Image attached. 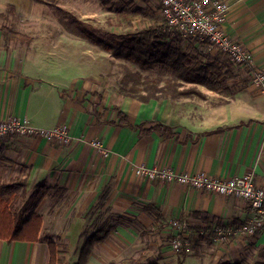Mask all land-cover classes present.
Here are the masks:
<instances>
[{
  "label": "crops",
  "instance_id": "obj_1",
  "mask_svg": "<svg viewBox=\"0 0 264 264\" xmlns=\"http://www.w3.org/2000/svg\"><path fill=\"white\" fill-rule=\"evenodd\" d=\"M226 1L225 30L250 50L254 69L264 74V0ZM29 44L6 42L0 30V120L26 117L43 128L65 123L72 139L65 144L41 137L0 139V182L22 173L27 183L50 187L36 208L42 219L40 234L49 233L56 246L67 247V264L76 262V247L91 232L109 226L107 236L93 243L88 264H119L140 255L141 264L174 258L176 252L163 236L167 230L176 234L171 221L177 219L201 231L200 245H208L209 262L249 263L262 258L264 263V229L252 236L228 237L223 245L213 242L214 233L209 235L217 226L239 225L248 219L251 209L245 201L149 180L134 172L138 165L203 171L212 177L252 172L264 188V86L252 85L247 69L210 53L211 60L233 71L229 80L236 87L233 94L196 84L200 91L207 88L212 93L209 102L189 96L143 102L109 94L104 78L84 70L83 66L89 69L87 64H74L71 58L59 62L58 48ZM92 76L97 80L92 81ZM99 90L100 97L92 99L89 91ZM119 110L129 125L118 123ZM157 124L169 131L155 129ZM144 128L149 130L142 132ZM94 139L102 141L108 156L89 144ZM55 189L62 191L61 196ZM46 201L49 206L44 209ZM191 253L183 262L204 256ZM154 254L157 260L152 259ZM57 258L62 263L59 253ZM48 260L42 240L0 239V264H47Z\"/></svg>",
  "mask_w": 264,
  "mask_h": 264
},
{
  "label": "trees",
  "instance_id": "obj_2",
  "mask_svg": "<svg viewBox=\"0 0 264 264\" xmlns=\"http://www.w3.org/2000/svg\"><path fill=\"white\" fill-rule=\"evenodd\" d=\"M54 4L58 0H48ZM110 9L117 21L115 24L120 28L119 39L114 37V33H109V37L96 35L87 27L78 25V31L88 40L102 47L107 51H112L114 56H123L142 67L156 65L160 70L169 72L172 75L164 78L158 76H142L139 71L125 72L119 81L118 93L147 102L152 99L179 98L190 94H198L195 89H185V84L195 86L196 84L207 87L212 92H223L233 94L234 86L229 85V80L234 77L233 71L227 67L223 69L218 61H201L197 59V52L190 53L182 44L171 38L163 25L156 21L154 8L147 5L131 7L126 0H109ZM0 17L3 13L0 12ZM133 17H136L143 25L135 29V32L124 31V27L133 25ZM146 22V23H145ZM0 30L6 42L15 40L20 43H28L31 37L21 31H17L7 24H2ZM194 60V61H193ZM201 96V95H200ZM119 124L129 125L127 116L118 111ZM142 126V125H139ZM160 131H169L168 127L161 124L154 126ZM140 129H143L140 127ZM144 128L142 132H146ZM19 173L9 181L0 182V239L1 240H21L38 241L46 243L49 251L47 264H59L57 246L53 236L49 233L40 234L42 219L36 212L37 206L43 197L49 192L50 187L44 183H37L27 194V177H21ZM23 198L20 205L15 203ZM112 226L101 227L91 232L79 248L78 257L74 264H88L87 258L96 241L103 240L109 233ZM191 235L188 244H184L178 251L177 263L181 264L189 252L193 256L199 253V245L202 240L201 231L190 228ZM214 231H210L211 236ZM173 238V236H171ZM65 254V251L62 252ZM142 256L129 258L119 264H141ZM146 264H156L147 262ZM215 264H244L237 262H218ZM264 264V263H258Z\"/></svg>",
  "mask_w": 264,
  "mask_h": 264
},
{
  "label": "built area",
  "instance_id": "obj_3",
  "mask_svg": "<svg viewBox=\"0 0 264 264\" xmlns=\"http://www.w3.org/2000/svg\"><path fill=\"white\" fill-rule=\"evenodd\" d=\"M156 1L162 18L161 23L171 38L178 40L184 47L191 45L195 47L194 50L203 49L225 56L231 64L247 69L251 84L263 89L264 74L254 69L252 53L225 30L229 11L226 0ZM8 136L41 137L63 144L72 139L65 123L43 128L32 125L26 117L16 116L0 120V139ZM89 144L104 156L110 153L99 139H94ZM134 172L149 180L177 183L219 195L238 197L245 201L251 209L249 218L239 225L217 226L212 238L216 243L223 242L228 237L252 236L258 230L264 229V188L256 183L252 172L235 177H212L203 171H177L170 166L144 165L134 167ZM171 226L176 229L171 247L178 253L184 244H188L192 231L184 221L178 219L171 221Z\"/></svg>",
  "mask_w": 264,
  "mask_h": 264
},
{
  "label": "rangeland",
  "instance_id": "obj_4",
  "mask_svg": "<svg viewBox=\"0 0 264 264\" xmlns=\"http://www.w3.org/2000/svg\"><path fill=\"white\" fill-rule=\"evenodd\" d=\"M126 1H128L131 7H139L143 5L153 7L155 9L154 13L157 23L159 25L162 24V18L158 12V3L156 0ZM110 5L111 2L109 0H58L54 4L50 3L48 0H0V12L3 13V17H0V25L7 24L13 29L29 35L31 37L29 45L31 46H37L44 49L47 47L52 49H54V47L58 48L59 53L57 56L59 62L62 61L65 63L71 58L70 62L74 64H87L89 69L82 64H80V66H83L86 72L104 78L106 80L105 88L108 90L109 94L119 95V81L122 75L127 71H139L142 76H158L161 78L172 75L169 72L160 70L156 65L142 67L138 63L123 56H114L112 51L102 49V47L88 40L78 31V25L82 24L92 30L96 35L109 37V33H114V37L119 39L118 34L121 27L115 24L117 19L113 16V10H109ZM142 25L143 24L136 17H133V25L130 27H124L123 30L132 33ZM186 48L190 53L193 51H195V53L197 52V59L203 62L211 61L212 59L211 54L201 48H199L201 50H194L195 47L191 45ZM48 55L49 54H47V56ZM227 61L230 63L229 60ZM243 77L246 76L243 75ZM94 78L97 80L96 77L92 76V81ZM184 87H186L185 89L193 88L195 89L194 92H199L201 95L190 94L188 95L189 97L194 98L195 100L204 98V101L209 102L208 97H210L212 93L207 92V88H202L200 91L199 87L190 84H185ZM101 93L102 91L100 90L94 92L89 91L92 99L99 98V94ZM33 186V183H27V194L30 193ZM55 193H57V195L59 194V197L61 196L62 191L55 189ZM22 200L23 198H20L15 205H20ZM48 203V201L44 203V209L49 206L47 205ZM171 236L172 234L167 230V233L163 236L166 245L171 246L173 239ZM225 241L219 242L217 245H223ZM205 243H207V240ZM200 247L199 253L200 255L203 254L205 257L201 256L198 258L196 256L197 258H195L197 259V262H195L193 258H190L189 260L186 259L182 264H214L213 260L210 262L208 261V259H211L212 257L208 256L207 258L206 256L210 253L208 245L203 244L200 245ZM58 248L60 251L59 258L62 260V263L59 264H67L66 256L62 254L63 251L67 250V247L59 243L57 249ZM78 248L80 247H76V250H78ZM171 250H173L172 247ZM175 255L177 256H174V258L168 257V259L159 264H178L177 261L179 254L176 252ZM152 259L157 260V256L154 254ZM241 261L244 264L263 263L262 258L249 263L246 262V260ZM114 263L116 264L117 261ZM109 264H111V262Z\"/></svg>",
  "mask_w": 264,
  "mask_h": 264
}]
</instances>
